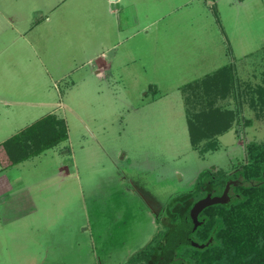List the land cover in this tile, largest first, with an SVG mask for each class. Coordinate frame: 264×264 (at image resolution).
Here are the masks:
<instances>
[{
	"label": "rangeland",
	"instance_id": "374dc122",
	"mask_svg": "<svg viewBox=\"0 0 264 264\" xmlns=\"http://www.w3.org/2000/svg\"><path fill=\"white\" fill-rule=\"evenodd\" d=\"M228 62L241 117L201 153L187 122L201 93L182 88ZM260 87L264 0H0V143L47 112L69 128L24 164L1 158L0 264H136L164 226L153 212L264 144ZM45 101L62 106L23 104ZM188 252L175 249L185 264Z\"/></svg>",
	"mask_w": 264,
	"mask_h": 264
},
{
	"label": "trees",
	"instance_id": "16d2710c",
	"mask_svg": "<svg viewBox=\"0 0 264 264\" xmlns=\"http://www.w3.org/2000/svg\"><path fill=\"white\" fill-rule=\"evenodd\" d=\"M194 89L200 90L201 94L197 97L203 100V105L187 121L192 147L201 153L215 151L219 148L217 137L230 131L241 115L238 108H241L240 98L245 92L241 90L235 63L231 62L182 88L183 92H194ZM258 91L256 103L264 107V89L260 87ZM230 98L236 102L237 109L220 103ZM68 139L65 119L49 114L6 140L0 147L6 166L12 167ZM204 141L207 144L202 147ZM238 169L239 175H235L234 180H243L244 185L234 188L237 196L230 204L215 205L205 210V222L197 230L195 238L199 244H205L210 239L212 243L204 249L187 246L190 249L188 264H264V144H247V161ZM228 178L223 172L219 175L205 172L193 192L178 195L173 201L175 206H171L173 220L133 257L139 263L133 259L131 263L169 264L170 225L178 220L177 211L183 208L180 212H185L192 204L191 198L196 195L203 196L211 188H225Z\"/></svg>",
	"mask_w": 264,
	"mask_h": 264
},
{
	"label": "water",
	"instance_id": "95a60500",
	"mask_svg": "<svg viewBox=\"0 0 264 264\" xmlns=\"http://www.w3.org/2000/svg\"><path fill=\"white\" fill-rule=\"evenodd\" d=\"M242 184L243 181L240 180L228 181L222 195H208L204 199L197 202L189 211L186 212L182 222L179 225H170L171 236L168 242L169 256H173L175 249L180 245H187L197 249H204L209 246L212 243V239H210L209 242L205 244H199L190 238V235H192L205 222V220H199V215L208 207L215 205H227L231 200V197L229 196L230 189Z\"/></svg>",
	"mask_w": 264,
	"mask_h": 264
},
{
	"label": "flooded vegetation",
	"instance_id": "af4514ba",
	"mask_svg": "<svg viewBox=\"0 0 264 264\" xmlns=\"http://www.w3.org/2000/svg\"><path fill=\"white\" fill-rule=\"evenodd\" d=\"M233 175L235 176V175H239V172H238V170H236L235 172H233ZM234 176H232V177H229L228 178V180H227V182L228 181H230V180H234L235 178H234ZM234 181H237V180H234ZM241 181H243V180H241ZM227 182H226V184H227ZM242 185H244V181H243V184ZM226 187V186H225ZM234 188L235 187H232L231 189H230V191H229V196L231 197V200H230V202L228 203V204H230L234 199H235V197L237 196L236 195V192H235V190H234ZM224 189L225 188H223V189H218V188H211L210 190H208L207 192H205V194L203 195V196H198V195H196V196H194V197H192L191 198V201H192V204L188 207V208H186V210H185V212H183V213H181L180 212V210L181 209H183V208H180L178 211H177V215H179L178 216V220L177 221H175V222H173L171 225H179L181 222H182V219H183V217H184V215L186 214V212L187 211H189L197 202H199L200 200H202V199H204L205 197H207L208 195H212V196H219V195H222L223 194V192H224ZM177 197V196H176ZM175 197V198H176ZM174 198V199H175ZM174 201V200H173ZM173 201H172V203H171V205H170V207H169V209H168V211H167V213L165 214V217L164 218H161L160 216V214H158L157 212H153V214H154V217H155V221L156 222H161V221H163V223H164V226L162 227V229L161 230H163L164 229V227L167 225V223L168 222H170V221H172L173 220V217H174V214L172 213V211H173V209H172V207H174L175 205L173 204ZM172 206V207H171ZM207 209V208H206ZM205 209V210H206ZM205 210L199 215V220H205V218H204V212H205ZM201 227V226H200ZM199 227V228H200ZM198 228V229H199ZM197 229V230H198ZM160 230V231H161ZM197 230L192 234V235H190V238H192L193 240H195V241H197V239L195 238V236H196V232H197ZM197 243H198V241H197ZM180 248L182 247V248H186L187 247V245H180L179 246ZM170 258H171V260H170V263H175V264H177V262L178 261H181L180 263H182V264H185L186 262H187V260L184 258H179V256H178V254L177 253H173V256H169ZM169 263V264H170Z\"/></svg>",
	"mask_w": 264,
	"mask_h": 264
},
{
	"label": "crops",
	"instance_id": "0c3cea01",
	"mask_svg": "<svg viewBox=\"0 0 264 264\" xmlns=\"http://www.w3.org/2000/svg\"><path fill=\"white\" fill-rule=\"evenodd\" d=\"M229 63H231V62H228L227 64H229ZM226 64V65H227ZM225 66V65H224ZM201 79V78H200ZM196 80H198V79H196ZM195 81V80H194ZM182 87V86H181ZM2 102H4V103H9L10 104V102L9 101H2ZM12 104H14V102H12ZM25 106H28V107H31L32 109H40V108H50V107H52V106H62V104H61V102L59 101V102H57V103H51V102H25V103H23ZM59 109H60V107H59ZM49 114H57L56 112H47L43 117H41L40 119H42V118H44L45 116H47V115H49ZM58 115V114H57ZM39 119V120H40ZM38 121V120H37ZM36 122V121H35ZM34 122V123H35ZM33 124V123H32ZM31 124V125H32ZM27 127H29V126H27ZM26 127V128H27ZM26 128H23V129H21L20 131H22V130H24V129H26ZM68 130H69V128H68ZM19 131V132H20ZM18 132V133H19ZM18 133H16V134H18ZM16 134H14V135H12L11 137H13V136H15ZM11 137H9V138H7V139H5L3 142H1L0 143V146H1V144L2 143H4L6 140H8V139H10ZM56 148V147H55ZM51 150V149H50ZM3 154V153H2ZM4 156V155H3ZM3 156H0V161L3 159L5 162H6V160H5V157H3ZM38 157V156H37ZM2 158V159H1ZM35 158V157H34ZM32 159V158H31ZM3 160L0 162L1 164H2V162H3ZM30 160V159H29ZM29 160H27V161H29ZM27 161H24V162H22V163H20V164H18V165H14V166H12V167H15V166H19V165H21V164H24V163H26ZM6 165H7V163H6ZM5 165V166H6ZM1 172V171H0ZM3 173H0V175H2ZM0 189H4L5 191L4 192H2L1 190H0V194L2 195V194H5V193H7V192H9V190H12V186H11V183L8 181V178L6 177V176H4V177H1L0 178ZM2 192V193H1Z\"/></svg>",
	"mask_w": 264,
	"mask_h": 264
}]
</instances>
